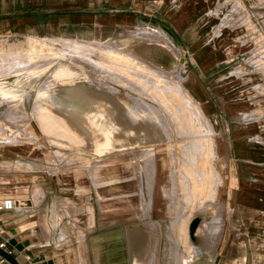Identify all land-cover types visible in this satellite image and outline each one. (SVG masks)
Masks as SVG:
<instances>
[{"label":"rangeland","instance_id":"374dc122","mask_svg":"<svg viewBox=\"0 0 264 264\" xmlns=\"http://www.w3.org/2000/svg\"><path fill=\"white\" fill-rule=\"evenodd\" d=\"M131 1L133 0H0V15L7 12L11 16H18L17 20L26 18L33 20L36 16L44 19L50 17L53 11H78L82 7L89 8L91 19L90 23L73 24L63 29L58 26H37L29 21L24 24L23 30L13 28L0 33V80L11 78V81L15 82L18 78L22 83L20 85L22 96L18 98L7 99L0 92V142L19 145L21 152L26 151L27 158L24 163L13 162L6 168L11 171L35 170L44 176L50 171V163L55 165L56 162H60L59 165L65 166L91 160L90 166L100 164L106 167L107 179L113 176L116 180L124 179L135 174L139 212L143 216L149 209L151 201L154 204L163 203L164 214L168 216L181 215L188 218L196 213L208 218L213 214L210 221L200 225L196 235L187 231L184 223L176 226L175 239L169 238L164 241L162 252L156 262V264H188L190 257L196 252V245L199 246L200 234L212 235L217 230V224L214 222H219L216 221L219 218L217 213L219 206L216 205L215 195L221 178L214 165V127L202 107L188 93L182 72L184 70L182 58L193 54L203 45H209L214 50L219 48L222 53L232 58V54L236 51L238 58L244 60L243 62L238 60L237 67L239 72H243L242 76L245 79L236 80L243 88L252 86L258 90V93L264 94V38L251 23L244 24L246 22L244 12L241 8L235 9L232 6L235 0L223 2L221 10L224 11L218 17L221 16L224 20L217 19L215 22L210 21L211 8L204 9L206 14L200 13V10L194 9V0H162L160 7L155 8L154 14L151 13L150 17L143 12L147 11L145 7L147 0H137L142 12L138 15V22L130 21ZM72 4L75 5L73 8L70 7ZM165 5L168 6L167 10L173 11L175 17L184 19L183 39L180 42L172 41L169 36L172 32L162 21L163 15L160 11ZM150 9L148 13L151 12ZM226 9L236 12L235 15L231 16ZM109 17H115L116 20L114 18L110 20ZM230 22L232 25L244 24V27L248 28L247 30L242 26L241 30H235L239 39L246 41L245 48L248 52L246 49H233L224 42L227 33H224V30L228 31L230 27L221 30L218 37L213 34L215 24L227 26ZM132 39L153 43L152 48L154 47L153 49L158 53V60L166 69L163 70L151 62L146 71L149 73L146 74L148 79L155 75L152 79L157 81L158 78V82L163 84L162 87L161 84L150 81L152 82L150 85L148 83L150 87L144 86L143 90L138 83H134L135 92L134 85L122 76L124 72L122 66L129 64L106 57L105 53L109 50L127 52L126 48ZM200 39L204 42L202 45H197ZM159 42L165 45H159ZM74 45L76 47H72ZM84 48H89L88 51L93 52H87ZM112 56L119 58L117 53ZM253 60L257 62L256 67L251 63ZM80 87H84L85 93L90 92L108 100L117 124H123L127 114L132 125L137 126L134 115L140 107L150 115H156L160 127L157 133L163 137L154 141L146 137L148 140L145 143L155 148H163L161 154L163 174L159 179L156 178L158 173L153 157L155 148L151 151V147H142L137 143L124 147L123 150L114 149L105 152V158L99 162L93 158L77 157V151L81 150L98 154L94 147L100 145V141L97 142V139L92 140L90 136L78 133L77 127L70 120L62 115L59 117L44 103H40L38 95L45 98L47 92L78 90ZM139 89L143 90V93ZM39 91L41 93H38ZM188 98L194 103L198 118L192 115V110L188 105L186 106ZM157 109L158 111L161 109L162 112L158 113ZM160 115L163 117L161 118ZM131 149L134 151L131 152ZM134 152L136 154H132ZM117 185L123 191L122 200L125 201L127 200L125 197L130 194L128 191L135 187V181L132 183L118 181ZM158 194L164 199L158 197ZM15 196L17 198L21 194ZM148 200L150 202L146 204ZM132 227L137 233L143 230L139 224H132ZM116 230L118 232H114ZM116 230L106 231L107 236L103 239L106 243L99 256L97 255L99 264H107L108 256L112 258L109 260L110 264H127L120 230ZM107 244L111 245L110 249L106 248ZM142 264L148 262L144 260Z\"/></svg>","mask_w":264,"mask_h":264},{"label":"crops","instance_id":"0c3cea01","mask_svg":"<svg viewBox=\"0 0 264 264\" xmlns=\"http://www.w3.org/2000/svg\"><path fill=\"white\" fill-rule=\"evenodd\" d=\"M224 1L194 0V9L205 13L210 7V21H222L223 17L218 15L224 11L221 10ZM162 2L147 0L145 7L147 11L151 7V12H143L150 17ZM130 4L129 20L138 22L142 10L137 0ZM232 6L241 8L246 16L244 24L251 23L264 38V0H235ZM167 7L163 6L160 11L162 21L172 32L169 35L172 41L180 42L184 19L175 17ZM226 11L231 16L236 13ZM89 15L88 7L78 11H53L50 17L36 16L33 20H17L18 16L4 12L0 15V33L13 28L23 30L29 21L37 26L63 29L90 23ZM113 18L116 20L109 17ZM244 24L230 22L220 26L218 23L213 34L218 37L221 30L230 27L224 30L227 32L224 42L233 49L244 50L247 43L235 31L241 30ZM203 42L202 39L197 45ZM232 55L233 58L219 48L214 50L203 45L182 58L188 93L214 127V165L221 178L215 195L219 206L216 220L219 222H214L217 230L212 235H198L199 246L196 245L188 264H264V94L252 86L243 88L239 84L236 79L244 76L237 63L243 59L238 58L236 51ZM251 63L256 67V61ZM22 152L19 145L0 142V198L10 197L13 201L11 209L0 210V243L4 245L1 249L11 254L17 264H99L97 255L106 243L103 241L106 231L116 229L120 230L127 264H142L144 260L156 264L164 241L175 239L176 226L184 223L187 231L196 235L200 225L213 216L205 218L196 213L188 218L168 216L164 214L163 203L153 201L143 216L139 212L136 175L107 179L106 167L90 166L91 160L65 166L59 165L60 162L50 163V171L44 176L35 170L6 169L13 162H25L26 151ZM76 154L97 159L96 162L105 158V153L87 150ZM118 181H135L125 201ZM15 194L21 196L16 198ZM132 224H139L143 228L141 233L132 229ZM0 264L9 263L4 260Z\"/></svg>","mask_w":264,"mask_h":264},{"label":"bare ground","instance_id":"6f19581e","mask_svg":"<svg viewBox=\"0 0 264 264\" xmlns=\"http://www.w3.org/2000/svg\"><path fill=\"white\" fill-rule=\"evenodd\" d=\"M148 37H150V36L148 35ZM139 38H141V37H139ZM75 45L72 47H76ZM159 45H165V44H163V42H159ZM152 46H153V43H151V42H138V41L132 39L131 42L129 43L128 47L127 48L125 47L127 50V52H124L125 54L123 52H119V51L114 52V51L109 50V51H107V53H105V55H106V57H109V59H111V60H116L117 62L120 61L121 63H123V62L128 63L129 64L128 66H122L123 67L122 69L124 71L122 76H125L130 84L134 85V83H138L140 85V87L144 90V86L147 87L148 83L150 85V83H152L153 81L159 83V85L161 84L160 82H158V78H157V81L153 80L155 75L151 76V79L153 78L152 80L150 78H149L150 80L147 78L146 73H149V72H146V71H147L148 65H150L151 62L160 66L163 70L166 69L164 66H162L161 61L158 60V58H157L158 53L155 52V50L153 49L154 47L152 48ZM78 47L80 48L81 46H78ZM81 48L83 49V47H81ZM159 48H161V47H159ZM82 49H80V50H82ZM86 49H87V52H93L91 50L88 51L89 48H84L85 51H86ZM74 50L76 51L75 48H74ZM78 50L79 49L77 48V51ZM116 53L119 54V56H118L119 58H115L112 56V54L116 55ZM6 58H7V56H6ZM97 65H99V64H97ZM161 70L159 69V71H161ZM161 79H164V78H161ZM164 80H162V82H164ZM150 81H152V82H150ZM130 84H129V86H132ZM20 85H22V83L18 78L15 80V82L11 81V78H6L5 80L4 79L0 80L1 95L7 99L8 98H11V99L12 98H18V96H20V95L22 96V90H21ZM135 85L133 86V88L136 87ZM162 85L163 84H161V87H162ZM165 85H167V84H165ZM125 86H126V83H125ZM148 87H150V86H148ZM158 87H160V86H158ZM167 89H168V87H167ZM130 90H131V88H130ZM132 90H134V89H132ZM139 90H141V89H139ZM143 90H141L140 92L143 93ZM151 90H150V92H151ZM147 91H149V90L147 89ZM135 92H136V88H135ZM38 93H41V91H39ZM47 94L48 95L45 98H43L42 95L41 96L38 95L39 96L38 97L39 102L44 103L47 108L51 109L50 110L51 112L54 111V113L58 114L59 117H60V115H62L63 117L70 120V122L73 123L77 127L78 133L90 136L92 140L97 139V142L100 141L99 143H101V144L95 145V147H94V148H96L95 152L98 154H102V153H105V152H108V151H111L114 149L123 150L124 147H130L134 143H137V144L141 145L142 147H144V146L151 147V151H154V150H152V148H155V147L150 146V145L148 146V144L145 143V141L148 140L146 137H148L150 140H153V141L156 139L161 140V138L163 137V135H161L160 133L159 134L157 133L160 130V127L158 126V121H157V118L155 117L156 115L155 114L150 115L149 112L145 111L141 107L135 112L136 115H134L135 119H136L137 126H135V124L132 125V122L130 121L131 119L129 120V117L127 116V114L125 115V121L123 122V124L120 125V124H117L113 118V115H112L113 112L111 109L112 106L110 107L108 105V100H105L104 98H101L98 95L90 94V92L85 93L84 87H80V89H78V90L68 89V90H65L63 92H49V93L47 92ZM162 95L164 97V94H162ZM154 98H156V97H154ZM186 98H187V96H186ZM156 100H158V99H156ZM184 100H185V98H184ZM167 101L169 102V100H167ZM170 103H171V101H170ZM186 103H187L186 106L188 105V108H190L192 110L191 111V113L193 112L192 115L197 117L198 111L196 110L194 103L191 102L190 99L186 100ZM143 104L144 103H142V105ZM140 105H141V103H140ZM145 106H146V104H145ZM153 107H154V105H153ZM154 108H156V107H154ZM145 109H146V107H145ZM154 111H156V110H153V112ZM157 111H158V109H157ZM160 111H161V109H160ZM160 111H158V113H160ZM158 117H159V115H158ZM160 117L162 118L163 115L162 116L160 115ZM60 128H61V126H60ZM204 128H206V127H204ZM194 141H192V142H194ZM130 151L132 152L134 150L131 149ZM162 152H163V148H160V147L155 148L154 153L152 152L154 155L153 157H155V159L153 158L154 162L156 163V166H157V168H156L157 173H158L156 176L157 179H159L161 177V175L163 174L162 166H161V154H162ZM140 153L141 152H139V155H140ZM132 154H136V153L134 152ZM151 168H153V167H151ZM148 193H150V192H148ZM161 193H162V191H161ZM157 196L161 197L160 194H158ZM161 198H162V200L164 199L163 196ZM149 202L150 201L148 200V202H146V204H148ZM106 248L110 249L111 245L107 244ZM108 252H110V251L108 250ZM111 259L112 258L109 256L106 257L107 264H110L109 260H111Z\"/></svg>","mask_w":264,"mask_h":264},{"label":"built area","instance_id":"2783aa9c","mask_svg":"<svg viewBox=\"0 0 264 264\" xmlns=\"http://www.w3.org/2000/svg\"><path fill=\"white\" fill-rule=\"evenodd\" d=\"M13 206V201L10 197H2L0 198V210H9ZM4 245L0 243V248ZM4 261V259L0 256V262Z\"/></svg>","mask_w":264,"mask_h":264},{"label":"water","instance_id":"95a60500","mask_svg":"<svg viewBox=\"0 0 264 264\" xmlns=\"http://www.w3.org/2000/svg\"><path fill=\"white\" fill-rule=\"evenodd\" d=\"M0 256L7 261L9 264H17V262L14 260V258L11 256V254H9L8 252H6L5 250L0 248Z\"/></svg>","mask_w":264,"mask_h":264}]
</instances>
